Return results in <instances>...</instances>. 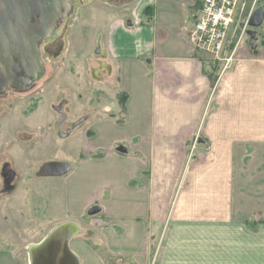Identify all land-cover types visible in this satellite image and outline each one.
<instances>
[{
    "label": "crops",
    "instance_id": "1",
    "mask_svg": "<svg viewBox=\"0 0 264 264\" xmlns=\"http://www.w3.org/2000/svg\"><path fill=\"white\" fill-rule=\"evenodd\" d=\"M68 2L113 99L72 135L63 213L26 236L20 264L65 223L72 257L38 264H264V18L228 37L224 66L187 40L201 0Z\"/></svg>",
    "mask_w": 264,
    "mask_h": 264
},
{
    "label": "rangeland",
    "instance_id": "2",
    "mask_svg": "<svg viewBox=\"0 0 264 264\" xmlns=\"http://www.w3.org/2000/svg\"><path fill=\"white\" fill-rule=\"evenodd\" d=\"M242 3L246 10L249 1L240 0L239 7ZM78 10L42 41L43 76L30 88L0 96V264H20L26 236L62 215L65 181L42 167L70 160L78 146L72 135L83 127L72 122L113 99L100 54L75 48L69 34ZM239 20L237 12L228 37L243 43L248 35L242 34ZM81 42L88 45V40ZM61 99L67 104L59 112L55 105Z\"/></svg>",
    "mask_w": 264,
    "mask_h": 264
},
{
    "label": "water",
    "instance_id": "3",
    "mask_svg": "<svg viewBox=\"0 0 264 264\" xmlns=\"http://www.w3.org/2000/svg\"><path fill=\"white\" fill-rule=\"evenodd\" d=\"M70 10L68 0H0V94L10 86L18 91L30 88L43 76L39 44L53 35ZM263 18L264 3L258 5L248 18L246 33L251 38L255 37L251 28L260 26ZM55 164L59 165L58 171H47ZM69 168L68 163L49 162L42 171L62 175ZM59 227L40 245L28 249L35 264L57 253L72 257L67 247L68 234L56 235Z\"/></svg>",
    "mask_w": 264,
    "mask_h": 264
},
{
    "label": "built area",
    "instance_id": "4",
    "mask_svg": "<svg viewBox=\"0 0 264 264\" xmlns=\"http://www.w3.org/2000/svg\"><path fill=\"white\" fill-rule=\"evenodd\" d=\"M239 2L240 0H201L195 20L186 27L190 45L209 61H223L224 66L231 61L233 52L225 54V46ZM257 3V0H253L245 19L238 23L242 34L245 33L248 18Z\"/></svg>",
    "mask_w": 264,
    "mask_h": 264
},
{
    "label": "flooded vegetation",
    "instance_id": "5",
    "mask_svg": "<svg viewBox=\"0 0 264 264\" xmlns=\"http://www.w3.org/2000/svg\"><path fill=\"white\" fill-rule=\"evenodd\" d=\"M59 30H60V29H58V31H59ZM61 30H62V29H61ZM56 32H57V31H56ZM43 51H44V48H43V46H42V42H41V43L39 44V56H40V59L42 60V62H44V60H43V58H42V53H43ZM43 64H44V63H43ZM43 67H44V66H43ZM33 85H34V82H33V84H32L31 86H33ZM11 91L18 92V90H17L16 88L10 86V87L6 88V90H5L3 93H1L0 96L3 95V94H5V93H7V92H11ZM66 104H67L66 100H65V99H61V101L58 102V104L55 105V109H56L57 111L61 112ZM63 119H64V116H61V119H60V120H63ZM84 119H85V116H82V117H80L79 119H77L76 121L72 122L71 125H73V124H74V125H79V124H81V123L84 121ZM72 131H73V128L71 129V127H70L69 132L71 133Z\"/></svg>",
    "mask_w": 264,
    "mask_h": 264
},
{
    "label": "bare ground",
    "instance_id": "6",
    "mask_svg": "<svg viewBox=\"0 0 264 264\" xmlns=\"http://www.w3.org/2000/svg\"><path fill=\"white\" fill-rule=\"evenodd\" d=\"M60 168H59V165L58 164H55L49 168H47V171L49 172H54V171H58ZM70 227L71 230H70ZM76 228V226L73 224V223H65V224H62L58 229H57V232H56V235H60V234H63V235H67L66 238L69 237V235L72 233V231H74Z\"/></svg>",
    "mask_w": 264,
    "mask_h": 264
}]
</instances>
